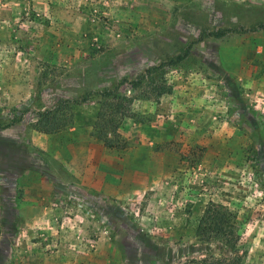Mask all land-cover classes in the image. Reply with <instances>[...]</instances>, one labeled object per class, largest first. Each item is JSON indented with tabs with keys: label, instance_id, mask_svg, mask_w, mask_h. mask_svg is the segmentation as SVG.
I'll list each match as a JSON object with an SVG mask.
<instances>
[{
	"label": "rangeland",
	"instance_id": "1",
	"mask_svg": "<svg viewBox=\"0 0 264 264\" xmlns=\"http://www.w3.org/2000/svg\"><path fill=\"white\" fill-rule=\"evenodd\" d=\"M261 25L264 0H0V264L232 256L211 203L264 264Z\"/></svg>",
	"mask_w": 264,
	"mask_h": 264
},
{
	"label": "trees",
	"instance_id": "2",
	"mask_svg": "<svg viewBox=\"0 0 264 264\" xmlns=\"http://www.w3.org/2000/svg\"><path fill=\"white\" fill-rule=\"evenodd\" d=\"M259 28H261L264 31V25H261ZM258 28V29H259ZM237 30L231 29V28H225V29H218L215 31L209 32V34L213 37L221 38L224 37L227 33L230 32H236ZM191 45L188 46V48L182 53L176 55L173 59L169 61L168 64H177L184 60L190 53ZM164 93L163 91H160L158 95H161ZM119 98L120 93L117 91H107L104 92V97L114 96ZM124 100H126L125 96H122ZM119 105V104H118ZM99 113L98 118L103 119L104 115ZM126 115L124 114L123 117ZM103 121L98 122V124L95 127V133L98 139L102 140L106 145H111L112 141L110 138L108 139L105 132V125H103ZM222 207L218 204L211 203L208 205V207L205 209L204 214L201 216L198 226H197V233L199 235H214L219 234L224 239L226 245L229 247V250L234 252L235 254H232V256L226 257H213V256H204L201 258L193 259L187 262H184L182 264H243V252H239L237 242H238V231L236 222L234 221L231 212L221 209Z\"/></svg>",
	"mask_w": 264,
	"mask_h": 264
}]
</instances>
